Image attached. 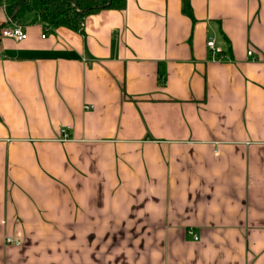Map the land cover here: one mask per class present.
<instances>
[{
  "label": "crops",
  "instance_id": "1",
  "mask_svg": "<svg viewBox=\"0 0 264 264\" xmlns=\"http://www.w3.org/2000/svg\"><path fill=\"white\" fill-rule=\"evenodd\" d=\"M45 2L0 0V264H264V0Z\"/></svg>",
  "mask_w": 264,
  "mask_h": 264
},
{
  "label": "trees",
  "instance_id": "2",
  "mask_svg": "<svg viewBox=\"0 0 264 264\" xmlns=\"http://www.w3.org/2000/svg\"><path fill=\"white\" fill-rule=\"evenodd\" d=\"M125 8L126 0H46L40 15L42 23L51 28L67 27L84 33V20L88 15ZM160 84L165 85L164 71L160 72Z\"/></svg>",
  "mask_w": 264,
  "mask_h": 264
},
{
  "label": "built area",
  "instance_id": "3",
  "mask_svg": "<svg viewBox=\"0 0 264 264\" xmlns=\"http://www.w3.org/2000/svg\"><path fill=\"white\" fill-rule=\"evenodd\" d=\"M1 35L2 37L4 38H9L15 42H24L28 39V35L27 33L25 32V30L19 26V25H13V26H9L8 28H5L2 30L1 32ZM43 38H45V36H43ZM207 46L209 48V50L211 51L212 55L214 57H220L223 52L220 48H218L215 44V41L210 39L207 43ZM252 55V52H249V56ZM87 110L91 109V108H86ZM68 129L66 130H62L61 132V135H62V138L64 140H67L69 139V134H68ZM197 240V238H195ZM6 244L7 245H15V246H21V242H17L15 240H13L12 238H7L6 239Z\"/></svg>",
  "mask_w": 264,
  "mask_h": 264
}]
</instances>
